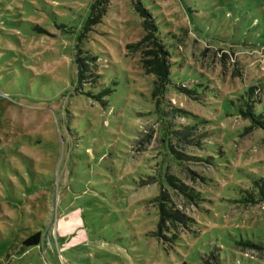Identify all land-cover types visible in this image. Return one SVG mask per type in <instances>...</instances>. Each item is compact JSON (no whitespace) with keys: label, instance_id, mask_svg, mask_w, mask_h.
Returning <instances> with one entry per match:
<instances>
[{"label":"rangeland","instance_id":"rangeland-1","mask_svg":"<svg viewBox=\"0 0 264 264\" xmlns=\"http://www.w3.org/2000/svg\"><path fill=\"white\" fill-rule=\"evenodd\" d=\"M97 1L0 0V264H264V0Z\"/></svg>","mask_w":264,"mask_h":264},{"label":"trees","instance_id":"trees-1","mask_svg":"<svg viewBox=\"0 0 264 264\" xmlns=\"http://www.w3.org/2000/svg\"><path fill=\"white\" fill-rule=\"evenodd\" d=\"M100 1H97L96 3L92 4L91 12H90V18H89V23H97V21H100ZM147 23L152 25V29L154 30V33L151 32L152 36H154L155 40L152 43L153 49L146 51L151 58L145 59V62L151 65V70L154 73L156 80L155 83L156 85L154 86V91L153 94L154 96L157 97V101L161 100V97L165 95L167 91V87L171 83V78H170V63L168 60L169 52L168 48L159 35V30L157 29V25L154 24V22L149 18ZM157 34V35H156ZM82 70H81V76H82ZM252 89V88H251ZM249 92L251 95V91ZM241 112H243V109H240ZM247 116H250V119L252 122L262 128H264V114L263 113H257L250 104H248V110L244 112ZM194 127V126H193ZM192 125H189L185 127L183 130H174V133L177 135L179 139H187V136L189 134H192L190 130H193ZM205 134V133H203ZM170 179V182L175 184L181 191L186 193L189 197L195 198V192L193 190H190L188 186L183 185L182 183H176L175 179L171 176H168ZM262 182V181H261ZM257 184L261 187V193L264 194V182L261 184L257 182ZM255 195L249 193V200L254 199ZM156 201L158 203L159 211H160V216H159V228L162 229L163 226L165 225V222L168 220L171 221H185L188 219L185 214L181 213L178 209L174 210L172 207L168 206L166 204V201H170L166 193L160 194L158 198H156ZM42 239V233L40 231L36 232L33 235H29L27 238L23 239L22 244L25 247L32 248L35 246L40 245ZM241 243H244L246 246H251V247H259V245L255 244L253 241H241Z\"/></svg>","mask_w":264,"mask_h":264}]
</instances>
